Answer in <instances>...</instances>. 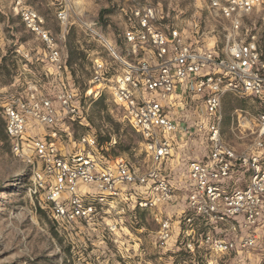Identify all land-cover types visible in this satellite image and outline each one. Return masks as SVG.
I'll list each match as a JSON object with an SVG mask.
<instances>
[{
    "label": "built area",
    "instance_id": "2783aa9c",
    "mask_svg": "<svg viewBox=\"0 0 264 264\" xmlns=\"http://www.w3.org/2000/svg\"><path fill=\"white\" fill-rule=\"evenodd\" d=\"M130 2L122 10L125 22L120 36L127 49L120 52L116 43L100 36L108 57L92 55L90 86L97 99L109 94L121 106L124 120L142 136L151 165L141 170L122 157L107 166L95 134L82 136L74 150L65 152L62 144L73 137L64 138L56 127L67 119L81 125L87 121L79 90L70 87L68 58L46 29L44 18L19 1L14 11L44 44L42 58L34 61L46 63L45 77L58 82L60 90L52 99L42 96L35 85L22 93L0 87V120L14 152L31 163L37 161L34 188L47 191L46 201L59 221H88L98 207L120 197L123 187H138L150 194L140 198L139 206L158 210L163 243L176 233L165 212L179 207L178 236L187 240L189 248L194 249L190 238L195 228L204 227L210 228L204 238L214 252L249 254L264 228V110L251 145L238 150L222 134V103L227 94H234L253 98L264 107V43L254 33L255 25L247 24L264 8V0L212 1L210 14L223 20L228 31L223 49L217 48L218 42L209 47L200 33L201 18L189 29L165 25L168 15L160 5ZM58 19L66 28L70 24L67 12L59 13ZM88 30L99 35L93 26ZM33 127L52 131L28 140ZM233 131L240 140L248 137L241 119ZM186 140L185 147L190 142L205 146V155L200 158L179 150L178 142ZM179 157L188 159L187 167L174 181L169 171L176 169L172 163Z\"/></svg>",
    "mask_w": 264,
    "mask_h": 264
},
{
    "label": "rangeland",
    "instance_id": "374dc122",
    "mask_svg": "<svg viewBox=\"0 0 264 264\" xmlns=\"http://www.w3.org/2000/svg\"><path fill=\"white\" fill-rule=\"evenodd\" d=\"M18 1L44 18L46 29L68 58L73 75L70 87L79 90L78 101L87 121L81 125L67 119L56 127L64 138L73 137L72 142L62 144L65 152L74 150L82 136L95 134L99 155L107 166L123 157L141 170L149 167L151 161L145 142L124 120L121 106L109 94L97 99L95 88L90 86L92 55L108 57L101 37L116 43L120 52L127 49L120 36L125 22L122 10L130 5V0H0V87L22 93L29 85H35L42 96L55 99L60 85L45 77L46 63L34 61L42 58L44 44L26 29L21 16L14 11ZM212 1L224 4L227 0H136L160 5L168 15L165 25L177 24L189 29L201 18L200 33L205 34L209 47L214 48L218 42L217 48L223 49L228 31L223 20L210 14L208 7ZM63 11L70 18L67 28L58 19ZM247 24L255 25L254 33L264 43V8L257 10ZM90 26L99 35L92 34L88 30ZM2 102L0 96V106ZM263 110L253 98L227 94L222 103L225 140L238 150L248 148ZM240 119L248 135L243 140L233 131ZM51 131L33 127L28 130L27 138L45 137ZM178 143L179 150L191 156L202 158L207 151L200 143L190 142L187 147L184 146L187 140ZM187 161L180 157L173 161L176 169L169 171L172 180L177 181L185 174ZM37 168V161L31 163L14 152L5 122L0 120V264H264V228L259 231L257 247L249 254L224 256L214 252L204 238L210 228L204 227L195 228L190 238L194 243L191 249L187 240L178 236L179 207H169L165 212L174 221L176 233L163 243L158 210L139 206L140 198H149L150 194L138 187H123L120 197L108 206L98 207L88 221H59L46 201L47 191L36 192L34 188L33 172ZM211 232L218 234L220 230L211 229Z\"/></svg>",
    "mask_w": 264,
    "mask_h": 264
}]
</instances>
